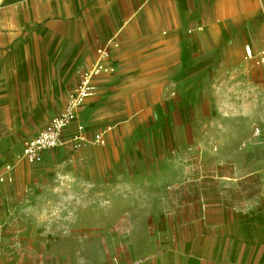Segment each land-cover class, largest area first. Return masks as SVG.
Masks as SVG:
<instances>
[{
	"label": "crops",
	"instance_id": "crops-1",
	"mask_svg": "<svg viewBox=\"0 0 264 264\" xmlns=\"http://www.w3.org/2000/svg\"><path fill=\"white\" fill-rule=\"evenodd\" d=\"M263 42L264 0H0V172L61 111L81 74L102 66L63 142L43 153L61 163L50 175L59 192L27 185L11 205V180L2 181L0 226L35 237L41 226L108 216L124 228L102 264H264V194L207 201L205 176L183 164L186 127L194 131L212 105L217 112L211 99L223 83L257 66L244 45L256 52ZM169 142L177 152L167 159Z\"/></svg>",
	"mask_w": 264,
	"mask_h": 264
},
{
	"label": "rangeland",
	"instance_id": "rangeland-1",
	"mask_svg": "<svg viewBox=\"0 0 264 264\" xmlns=\"http://www.w3.org/2000/svg\"><path fill=\"white\" fill-rule=\"evenodd\" d=\"M245 73L242 71L240 77L223 83L225 88L211 99L216 102L217 112L214 113L213 105L206 108L195 116V130H185L187 149L183 164L186 169H199L205 176L200 186L205 188L207 201L228 204L264 194V69L253 65ZM188 117L194 121V115ZM255 127L259 128L258 135H254ZM176 152L177 146L169 142L160 156L168 159ZM25 163L30 165L26 172ZM60 164L55 153L51 161L42 155L34 163L19 154L14 164L0 172V183L11 180V205L24 199L27 185L44 187V195L55 198L59 190L50 175ZM161 164L152 163L156 168ZM164 165L167 170L182 166L175 162ZM189 191L186 201L195 203L192 189ZM4 203L0 197V215ZM189 208L185 214L192 218L198 210L192 205ZM110 222L106 216L104 224L91 219L86 226L53 223L38 227L35 237L29 232L18 237L16 225L0 226V264H102V259L110 257L114 248L120 246L118 235L124 228Z\"/></svg>",
	"mask_w": 264,
	"mask_h": 264
},
{
	"label": "built area",
	"instance_id": "built-area-1",
	"mask_svg": "<svg viewBox=\"0 0 264 264\" xmlns=\"http://www.w3.org/2000/svg\"><path fill=\"white\" fill-rule=\"evenodd\" d=\"M97 51L101 54L106 52L105 48H98ZM244 58L246 60H253L257 65L264 67V42L256 52L252 49L251 45L245 44ZM101 69L102 66L98 65L94 71H86L81 74L76 91L69 95L61 111L48 119L46 124L35 134L24 139L21 157L31 163L40 161L44 151L55 148L63 142V133L76 119L77 108L87 97L92 95V76L99 73ZM77 128L81 130L82 126L79 125ZM258 134L259 128L255 127L254 135ZM95 139L98 143H104L101 135H96Z\"/></svg>",
	"mask_w": 264,
	"mask_h": 264
},
{
	"label": "bare ground",
	"instance_id": "bare-ground-1",
	"mask_svg": "<svg viewBox=\"0 0 264 264\" xmlns=\"http://www.w3.org/2000/svg\"><path fill=\"white\" fill-rule=\"evenodd\" d=\"M8 168H10V167H8Z\"/></svg>",
	"mask_w": 264,
	"mask_h": 264
}]
</instances>
